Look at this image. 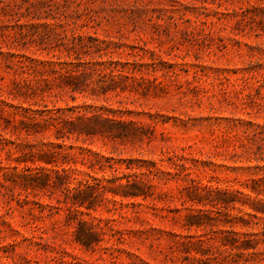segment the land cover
Masks as SVG:
<instances>
[{"label": "rangeland", "instance_id": "374dc122", "mask_svg": "<svg viewBox=\"0 0 264 264\" xmlns=\"http://www.w3.org/2000/svg\"><path fill=\"white\" fill-rule=\"evenodd\" d=\"M0 264H264V0H0Z\"/></svg>", "mask_w": 264, "mask_h": 264}, {"label": "trees", "instance_id": "16d2710c", "mask_svg": "<svg viewBox=\"0 0 264 264\" xmlns=\"http://www.w3.org/2000/svg\"><path fill=\"white\" fill-rule=\"evenodd\" d=\"M91 38H92V40L96 39L93 37H91ZM44 121H46V122H52L53 121V123L50 125L54 126V128L56 130H61V129L66 128L68 132L76 133V134H82V133L90 134V132L88 131V127L90 128V127H94V126H99V125H102V123H105L106 125H108V127L119 123V122H116L112 119L104 118V117L99 116V115H94V116L78 115L74 118L61 119L60 121H57L56 117L51 116V118L45 119ZM68 127H71V128H68ZM99 131L102 132V130H99ZM81 185H84L86 187L92 186L89 183L88 179L78 178V183L74 187L75 192H73L72 194L80 193V191L82 190ZM119 185L130 186V187L135 186V184L130 183L129 180H127L126 184L119 183ZM128 194L129 195H137L136 192H129ZM198 242L201 243V242H203V240L198 239ZM185 243H190V241H186Z\"/></svg>", "mask_w": 264, "mask_h": 264}]
</instances>
